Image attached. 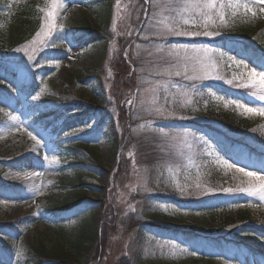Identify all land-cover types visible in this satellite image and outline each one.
Wrapping results in <instances>:
<instances>
[{"label":"rangeland","instance_id":"obj_1","mask_svg":"<svg viewBox=\"0 0 264 264\" xmlns=\"http://www.w3.org/2000/svg\"><path fill=\"white\" fill-rule=\"evenodd\" d=\"M0 2L8 5L7 10L0 8V56L18 67L26 83L32 77L38 82L33 99L24 101L22 91L4 73L0 74V88L9 92L0 97V264H16L26 248L38 242L54 248L62 240L55 223L61 211L55 202L63 195L70 199L67 203L79 209L62 222L64 236H75L76 224L81 220L96 221L97 237L91 242L85 262L80 264H193L195 259L196 264H249V259L241 255L244 252L238 255L221 247L214 252V259L199 258L194 241L167 231L160 233L156 227L184 229L193 220L207 216L206 210L219 208L218 214H237L250 227L239 226L237 220L217 225L219 230L206 236L231 239L237 231L247 232L242 236L246 246H264V200L258 193L240 190L257 183L245 173L259 177H264V173L224 154L216 141L191 121L201 120L198 115L208 104L257 118L261 121L258 133L235 138L240 146L251 145L264 151V116L245 111L264 108L258 88L245 83L251 69L255 68L257 73L264 71V63L247 54L225 52L226 40L220 39L233 23L243 22L249 16L258 17L263 30L264 12L260 9L264 4L231 0L232 4L239 3L240 7L235 8L229 7L230 0H223L224 7L220 8L221 0H217V7L210 10L215 24L207 28L198 11L184 12L185 19L194 18L196 23L181 22L177 30L217 33L208 36L158 34L162 27L158 22L170 23L168 18L175 14L174 9L179 11L176 6L181 0H59L55 8L51 0ZM102 3L109 6L106 20L100 13L97 15ZM245 3L252 11L245 10ZM49 10L54 12L55 27L45 35L46 21L51 19L47 15ZM12 11L32 13L37 26L20 43L5 47L1 34ZM220 12L226 24H221ZM87 22L101 29L104 37L98 44L78 43L81 37L87 40L83 29ZM37 32L41 33L39 37ZM63 42H69V46L65 47ZM57 48H63L65 58L51 63L52 57L46 51ZM169 49L178 51L169 55ZM193 49L207 50V56L199 54L203 64L209 66L207 71L197 64ZM120 57L131 65L134 94L123 85L124 76L116 71ZM166 69L172 74H166ZM176 71L181 74L175 75ZM76 75L83 78L76 79ZM68 81L72 83L67 85ZM96 82L103 88L97 104L103 113L88 110L82 115L81 126L56 134V123L50 121H54L56 114L62 118L74 116L75 101L93 99L89 87ZM33 107L43 112V118L32 116ZM157 108L163 112L157 113ZM123 110L131 118L127 125L132 139L125 168L116 179L118 155L114 151L116 148L118 152L122 145L118 143L114 150L110 149L102 138L105 126L98 123V118L112 113L115 130H119ZM93 133L98 146L73 144L78 159L87 164L82 173L84 193H72L76 192V178L70 166L63 168L61 148ZM127 140L124 136L123 143ZM89 154L97 159L100 169L95 171L89 165ZM114 193L117 220L131 218L140 222L139 226L144 225L142 230L126 225L125 221L117 225L102 222L105 206ZM200 207L206 212L193 211ZM262 251L263 254L253 257L255 264H264ZM249 252L252 255L250 249Z\"/></svg>","mask_w":264,"mask_h":264},{"label":"trees","instance_id":"obj_2","mask_svg":"<svg viewBox=\"0 0 264 264\" xmlns=\"http://www.w3.org/2000/svg\"><path fill=\"white\" fill-rule=\"evenodd\" d=\"M0 8H5L7 10L8 5H2L0 2ZM108 10V3H102L98 7L99 12L97 15H103V20H106L108 17ZM11 13L12 17L6 22L7 25L5 28V32L1 34L3 35L1 36V42L5 47H11L20 43L26 37L31 35V33L34 32V29L37 26L36 17L32 13L14 14L15 12L13 11ZM3 17L6 18V15H3ZM262 23L259 21L258 17L249 16V18L243 22L235 24L233 23V26H231V28L225 30V32L222 33L220 39H225L227 48L235 51V53L237 54H251L254 56H260L264 54V29L262 30V28H260V24ZM83 29L87 36V40L84 41L83 37H81L78 40L79 44H98L103 40L104 35L102 34V31L98 25H95L93 27L89 22H87L86 25L83 26ZM75 42L76 41H74L73 44H75ZM63 44L65 45V47L69 46V42H63ZM46 53L51 55V63H53L54 61L61 62L65 58V51L63 50V48L48 50L46 51ZM115 68L119 75L124 76L123 85H125L132 93L134 89V79L132 77V68L128 63V60L124 59V57H120V61L116 63ZM1 73H4L7 79L11 80L16 85V88L22 91V99L24 101H31L33 99L35 91L38 88V82H36L37 80L35 81L32 77L31 81L27 84L25 80L22 79L18 67L14 64H11L10 62L5 61L4 58L0 56V74ZM74 78L81 80L83 77L81 78V75H76L74 76ZM70 83H72V81H68L67 85H70ZM89 88L91 97L93 99L84 100L82 98H78L77 101H75V109L77 112L74 116H64L62 118L57 117L58 115L56 114V117H54V121L49 120L51 124L56 123V125H54L53 127V131L56 134L64 133L68 130L70 131L71 129L73 130L78 126H81L82 121L84 120L82 115L88 110H92L93 112L99 114L103 113V111L97 105L98 101L101 100L100 94L103 93L101 84L99 82H96L95 85H91ZM3 94H7V92L0 88L1 98L5 97ZM124 111L125 110H123V113ZM31 112L33 117L39 119L43 118V116H40L43 112L39 108L33 107L31 108ZM198 117H200L201 120H196V118H194L191 121L201 126L200 130L205 132L209 137L213 138L224 154L232 157L237 162L247 163L248 165H253L258 169L264 171V151L256 149L251 145L249 147L240 146L238 144V140L235 138V135H241L244 133H251L254 131L255 133H258L260 131L259 127L261 125L260 120L251 118L242 113H238L234 109L221 108L218 106H213L211 104L205 106V108L201 110ZM61 118L62 120H60ZM98 119V123H102L105 126V132L102 134V138L110 146V149L114 150L118 143L122 145L121 148L118 149L119 157L117 158V163L115 165L117 169L114 173V177L117 179V175L125 168L126 152L128 149V144L132 139L131 134L129 135V128L127 125L128 122H130L131 118L130 116H125L124 113L123 119H119V122H121L119 130H115V119L112 113L109 114V116L108 114L106 116H103L102 114ZM57 121L60 122L57 123ZM124 136L128 138L125 144L123 143ZM97 139L98 138H95V133H93L86 136L83 140H72L71 145L68 143V145H65L61 148L62 159H64V168L70 166V169L76 178V192L72 193H84L85 181L82 173L84 172V165L87 164L85 162H82V159H78V153L74 149L73 144L98 146L96 142ZM116 153L117 151L115 148L114 154ZM244 153L248 154V156L245 157ZM87 158L90 162L89 165L94 167L95 171L96 169L101 168V165L98 163L97 159H94L91 154H89ZM75 161L77 164L75 163ZM94 174L96 175L95 172ZM114 199L115 193L110 194L111 202L105 206V213L102 217L103 223L109 222L110 224L111 222H114V224L116 223L117 225L118 223H124L125 221V224L130 227H137L141 225L140 222H135L133 219L128 217L117 220V213L115 212L113 204ZM69 200V198L63 195L60 196L55 202L56 206L59 205V209L63 211V214L60 218L61 221L67 220L66 216L68 214H71L72 212H75L76 208L74 209V204L67 203ZM217 209L206 210L207 216L201 219L193 220L192 223L189 226L184 227V229L177 228L170 230L169 228H156L159 229L160 233L161 231L162 233L167 231L168 233H174L178 238L191 239V241H194L196 243V247L201 251L199 258H215V256H213L214 252H216L217 250V248L214 246L215 244L220 245L219 247L226 248V250L228 251L234 250L237 254H241V252L250 254L248 246H246L242 240V236L247 232L237 231L233 234L231 239L216 235H205L208 232H217V230H219V228H217V225L225 226L230 224V222L236 223L237 220L239 226L241 225L242 227H250V225H246V223H244L243 217L238 216L237 214H235L236 217H234L233 215L229 216L225 212H222L224 214L221 215L216 212ZM193 211H205V209L200 207L195 208ZM87 213H89V211ZM62 224L63 223L58 221L56 225L58 227V231L60 232V237H62V240L57 243L54 248H48V246L44 242H38L35 245L33 244L26 248L22 255V259L18 260L16 264H80L85 262L87 253L91 248V242L94 241L97 237L96 221L91 218L87 220H81L78 224H76L77 229L75 232V236H64L66 232H64L65 230L64 228H62ZM173 225L175 224H172L171 226ZM142 227H144V225ZM142 227L139 226L138 229L142 230ZM193 264H196V259Z\"/></svg>","mask_w":264,"mask_h":264},{"label":"snow or ice","instance_id":"obj_3","mask_svg":"<svg viewBox=\"0 0 264 264\" xmlns=\"http://www.w3.org/2000/svg\"><path fill=\"white\" fill-rule=\"evenodd\" d=\"M52 2V6L53 8H55L58 3L59 0H51ZM250 3L252 4H264V0H250ZM220 8L224 7V3L223 0H221L220 2ZM244 8L246 11H252L249 6L248 3H245ZM177 9H179V11H176L175 9L173 10L175 12L174 15L169 16V20L171 21L170 23H166V22H158V23H162V27L159 29V33L161 35H169V34H174V35H215L217 34L216 32L213 31H202V32H197V31H190V30H177V25L179 23H183L185 25L189 24V23H196V20L193 19H185L184 18V12L186 11H193V12H197L199 13V15L203 18L202 23L204 25L205 28L208 27L209 24H215V21L212 18V15L210 14V10L214 9L217 7V0H181V2L176 6ZM229 7H235V8H239L240 5L237 2L236 4H232L231 0L229 3ZM43 11V9H42ZM261 12H264V8L260 9ZM47 15L51 18L49 20L46 21V27H47V31L44 32L45 35L50 34L51 30L55 27V15L54 12L49 10L47 12ZM219 20L221 22V24H226L227 21L225 20V16L222 12H220L219 14ZM253 15H255V12H253ZM37 37H39L41 35L40 32H37ZM158 51H160L161 49H157ZM177 49H169V55H175L177 53ZM187 51V50H185ZM193 55L197 58V64L199 65V67L203 68L205 71L208 70L209 66L206 64H203L202 60L200 59L199 54L202 52L205 56H207V50L206 49H193L191 50ZM215 65L213 64L212 67H214ZM166 74H172L170 72H168V70H165ZM111 74V73H109ZM175 75H180V71H176L174 73ZM249 79L245 82V83H249L252 84L254 86H256L258 88L259 94H260V99L264 100V71H261L259 73H257L256 69L253 68L251 69V71L248 73ZM257 77H259V79H257ZM189 79H191V77H188ZM238 79H240L241 77H237ZM232 81H229V83H231ZM241 86H244V84L242 83ZM254 95L256 93H253ZM155 102V100L153 101ZM157 113H162L163 109L162 108H157L156 109ZM246 112L248 113H253V114H258L261 116H264V108L261 109H255V108H246L245 109ZM165 136H167V133H163ZM29 135H31V133H29ZM34 140L36 139L34 136L32 137ZM37 143H39V141H37ZM229 167H232L231 165H229ZM237 171L243 172V169H237ZM245 175L249 176V177H253L257 183L253 184L250 183L248 187H244L242 189H240L241 191L244 192H248V193H252V194H259L260 198L262 200H264V177H259L256 176V174L248 172L245 173ZM179 186V185H177ZM197 186H199V184H197ZM226 191H232V189H226ZM186 251V250H183Z\"/></svg>","mask_w":264,"mask_h":264}]
</instances>
